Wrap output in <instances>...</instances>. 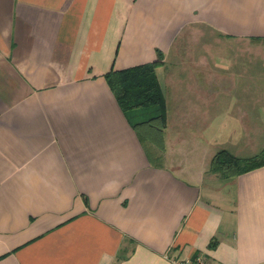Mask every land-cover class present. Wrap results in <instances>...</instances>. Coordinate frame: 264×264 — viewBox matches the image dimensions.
Returning a JSON list of instances; mask_svg holds the SVG:
<instances>
[{
	"label": "crops",
	"instance_id": "1",
	"mask_svg": "<svg viewBox=\"0 0 264 264\" xmlns=\"http://www.w3.org/2000/svg\"><path fill=\"white\" fill-rule=\"evenodd\" d=\"M259 39L264 0H0V264H264V166L210 171L260 153L259 118L223 108ZM159 53L163 150L105 77Z\"/></svg>",
	"mask_w": 264,
	"mask_h": 264
},
{
	"label": "trees",
	"instance_id": "2",
	"mask_svg": "<svg viewBox=\"0 0 264 264\" xmlns=\"http://www.w3.org/2000/svg\"><path fill=\"white\" fill-rule=\"evenodd\" d=\"M162 65L163 56L159 53L154 62L121 71H110L105 76L141 140L160 150L164 149V130L167 122L166 95L157 75V68ZM263 166L264 150L257 156L241 158L227 149H221L212 158L210 171L221 178L230 179Z\"/></svg>",
	"mask_w": 264,
	"mask_h": 264
},
{
	"label": "rangeland",
	"instance_id": "3",
	"mask_svg": "<svg viewBox=\"0 0 264 264\" xmlns=\"http://www.w3.org/2000/svg\"><path fill=\"white\" fill-rule=\"evenodd\" d=\"M258 60H253L252 63V76H227L226 84H229L227 91L231 92V97H226V103L224 109L226 112L236 111L234 106L236 103L242 105L246 104L245 110L249 116L259 118V144L258 151L264 147V40H260L258 43ZM249 51V50H248ZM241 52L238 45L235 43H230L226 50L227 58L232 60ZM250 66V64H249ZM164 83L166 82V76H160ZM168 77V76H167ZM165 85V84H164ZM165 91L168 99L169 105V122L171 121V96L169 88L165 86ZM258 100V104H257ZM239 102V103H238ZM233 105V106H232ZM234 108V109H230ZM228 121L232 120L230 117ZM171 135L168 129V137Z\"/></svg>",
	"mask_w": 264,
	"mask_h": 264
},
{
	"label": "built area",
	"instance_id": "4",
	"mask_svg": "<svg viewBox=\"0 0 264 264\" xmlns=\"http://www.w3.org/2000/svg\"><path fill=\"white\" fill-rule=\"evenodd\" d=\"M177 264H203L202 260L198 259L197 261H192L191 259H187L184 261H180Z\"/></svg>",
	"mask_w": 264,
	"mask_h": 264
}]
</instances>
